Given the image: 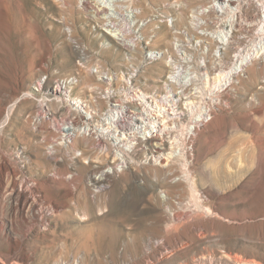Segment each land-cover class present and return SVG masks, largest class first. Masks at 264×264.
<instances>
[{"label":"rangeland","instance_id":"1","mask_svg":"<svg viewBox=\"0 0 264 264\" xmlns=\"http://www.w3.org/2000/svg\"><path fill=\"white\" fill-rule=\"evenodd\" d=\"M213 1L126 0L135 21L98 0H0V264H264V53L230 86L220 66L204 78L202 61L230 69L238 53L205 39L223 29ZM239 3L245 26L262 16ZM172 72L193 77L198 107L221 102L183 154L160 163L175 144L145 143L118 170L90 136L67 155L63 127L117 104L130 120L141 93L168 101Z\"/></svg>","mask_w":264,"mask_h":264},{"label":"bare ground","instance_id":"2","mask_svg":"<svg viewBox=\"0 0 264 264\" xmlns=\"http://www.w3.org/2000/svg\"><path fill=\"white\" fill-rule=\"evenodd\" d=\"M125 1L98 0L97 6L100 9L99 12L109 10L111 12L110 15L114 18L122 16V12L125 10V15L129 19L135 16L136 21L139 10L135 11L131 10V6H123L122 3ZM240 1L214 0V4L210 7L211 9L205 12V14L208 13V15L206 14L208 17L207 23L214 26L219 25V27L223 28L220 31L205 36V39H209L217 45L214 57L221 60L224 55L230 54L231 50L238 52L234 57L232 67H229L230 69L227 68L228 71L222 68L221 62L216 63V61H213L207 64L206 61H202L200 63V67L206 70V73H204L205 79H209L210 74H214L220 66L219 73L214 77L215 83L219 84V86L223 82H227L226 85L230 86L236 76H245L246 73L244 72L251 69L253 63L260 59L264 53V0H248L250 5L254 4L255 6L257 4L262 14L260 18L255 14L253 23H250L248 26H245L242 20L239 21L238 7L233 6L234 3L235 5L236 3L240 4ZM134 24L136 25V22ZM144 30L145 28L142 29V32ZM117 36L123 41L126 40L125 33H119ZM142 39L144 38L137 37L136 42L138 44H136L139 45ZM235 43L238 44V47L235 46ZM166 57L167 53L165 52L151 51L148 54V59L154 61L163 60ZM167 65L173 66V63L167 62ZM192 79V76H184V79L180 80L178 73L172 72V75L165 84L166 94L169 97L168 101L166 97H162L160 100L157 98L149 100L146 94L137 96L132 101L134 104L139 105V107H136L138 118L134 116L130 120L127 119L126 107H122V105H114L115 108L109 110L100 120L96 116H90L89 112L85 113L82 111L86 114L83 118V124H80L77 121L78 119L72 120L71 123L62 129L64 133L62 136L63 143L64 141L69 142V145H66L67 155L69 156L71 151L76 150L81 142L88 144L90 136L97 140L96 147L99 148L100 153L106 156L112 154L117 159H121V162L116 165L118 170L125 167L126 162L124 163L123 158H131L132 154L137 152L139 146L145 143L150 144L154 142L155 150L158 153L165 150L166 143L172 146L175 144L176 148L173 146L170 154H161L157 157L160 163L166 158L169 159L170 155L178 156V153L180 155L182 153V146L185 147V145L196 141L202 126L213 119V110L221 104L219 102L217 105L213 103V107H198L195 102L191 101L193 95L185 97L186 87L190 86ZM175 88L180 90L175 92ZM197 92L198 88H195V93ZM26 96L29 97L30 94L28 93ZM224 104L227 103L224 102ZM179 105H185L187 107L186 112L184 110H177ZM80 106L82 105L78 102L77 108ZM184 122H188L189 125L187 126L185 137L179 140L177 137L178 128ZM81 155L86 156V152H83ZM12 186L18 194H22L25 188L24 185L18 186L17 183H13Z\"/></svg>","mask_w":264,"mask_h":264},{"label":"built area","instance_id":"3","mask_svg":"<svg viewBox=\"0 0 264 264\" xmlns=\"http://www.w3.org/2000/svg\"><path fill=\"white\" fill-rule=\"evenodd\" d=\"M106 76H107V75H106ZM106 76H105V75H102L103 78H106ZM106 79H107V78H106ZM56 89H58V86L56 87ZM141 94H145V93H141ZM141 94H139V95H141ZM139 95H138V96H139ZM146 95H147V94H146ZM147 96H148V95H147ZM135 98H137V96H136ZM148 98H149V100H150V99H152V98H154V97H150V96H148ZM157 99H158V98H157ZM117 105H119V104H117ZM137 112H138V111L135 110V118H138V117H137ZM209 118H210V116H209Z\"/></svg>","mask_w":264,"mask_h":264}]
</instances>
